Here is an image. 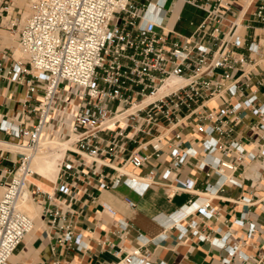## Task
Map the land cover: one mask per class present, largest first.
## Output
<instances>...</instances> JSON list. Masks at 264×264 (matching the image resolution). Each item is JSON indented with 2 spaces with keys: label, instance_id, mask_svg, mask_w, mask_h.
I'll return each instance as SVG.
<instances>
[{
  "label": "built area",
  "instance_id": "obj_1",
  "mask_svg": "<svg viewBox=\"0 0 264 264\" xmlns=\"http://www.w3.org/2000/svg\"><path fill=\"white\" fill-rule=\"evenodd\" d=\"M259 1L252 12V20L259 24L254 32L251 25L242 26L235 20L223 25L230 8L228 0H29L17 41L24 62H16L6 74L9 80L26 85L22 110L37 89L42 94L38 103L27 109L37 114L36 119L29 126L8 131L21 139L18 146L34 151L43 141L44 129L61 91L65 106L58 120L65 134L59 139L74 134L71 142L74 149L64 151L59 170L72 172L79 163L69 161L65 153L101 164L121 148L116 136L121 137L125 129L130 139L137 133L145 135L151 129H167L181 119L194 118V128L203 136L202 151L205 155H219L208 162L202 158L198 165L224 177L222 182L237 184L231 175L244 159L256 156L264 168V102L259 101L258 90L264 83L258 77L264 75V0ZM175 3L204 12L188 36L162 25V19ZM9 5L5 4L4 9ZM248 28L253 29L251 34L245 33ZM169 78H177L178 83L158 94ZM143 98L148 100L142 104ZM128 108L131 113L114 118ZM242 112L254 117L248 123L247 142L251 151L232 136L243 119ZM162 141L156 137L153 149L158 150ZM190 150L180 151L178 145L170 149L174 169L192 153ZM18 155L10 178L0 184V264H8L25 235L33 230V218L21 210V202L30 197L55 204V192L67 194L74 184L69 185L67 174L60 185L45 191L30 182L33 176L30 154L18 152ZM143 160L137 153L127 157L133 168H138ZM227 171L228 176L224 174ZM167 175L165 171L164 176ZM119 183L146 186L150 181L119 167L100 181L98 188ZM191 187L192 182L185 180L180 187L170 188L166 196L170 198L176 191ZM203 191L200 201L195 199L187 204L194 207L183 214V220L193 213L206 219L216 214L210 205L212 185L206 183ZM256 202L264 210V195L253 201L247 199L248 204ZM127 204L134 207L132 201L127 200ZM46 211L56 216L53 223H65V215L56 206ZM195 225L190 220L185 227H177L185 231ZM119 226L125 229L126 224L119 222ZM62 227L67 232L58 242L71 239L68 227ZM254 232L264 240V222L260 226L250 223L247 235ZM212 242H217V238ZM238 247L236 242L227 244V255L242 260L251 258L241 255ZM107 264H149V261L147 254L132 248L123 258Z\"/></svg>",
  "mask_w": 264,
  "mask_h": 264
},
{
  "label": "crops",
  "instance_id": "obj_2",
  "mask_svg": "<svg viewBox=\"0 0 264 264\" xmlns=\"http://www.w3.org/2000/svg\"><path fill=\"white\" fill-rule=\"evenodd\" d=\"M26 1L0 0V184L10 178L19 159L18 152H22L17 145L21 139L8 130L29 126L36 119L37 114L27 109L35 106L42 94V90L37 89L34 97L26 103L27 108L22 110L26 85L9 80L6 74L16 62H24L17 41L22 21L28 13ZM228 1L230 8L223 25L228 26L235 20L242 26L251 25L257 32L259 24L252 20V12L260 1ZM5 4H10L7 10L4 9ZM183 14H186L184 18ZM203 17V11L175 3L162 19V25L176 34L188 36ZM252 30L248 28L245 33L251 34ZM27 76L22 75L23 78ZM258 77L264 81L263 74H258ZM36 83L39 86L38 81ZM258 90L259 101L264 102V83ZM63 106L65 99L60 91L43 133V141L55 140L66 144L64 149L56 151L61 158L66 149H74L71 145L74 134L59 140L65 134V128L58 120ZM242 115L243 119L232 136L239 138L244 148L251 151L247 142L250 134L248 123L254 117L246 112ZM194 123V118L181 119L167 129H151L145 135L137 133L130 139V133L125 129L121 137L116 136L121 148L116 149L114 157L103 159L101 164L65 153L69 161L79 163L73 174L58 167L52 181L33 175L30 182L45 191L60 185L62 177L67 174L69 185L71 182L74 184L70 185L67 194L55 192V204L43 198H30L33 230L25 235L8 264H107L123 258L132 248L147 254L149 264H264V240L258 232L247 235L250 223L260 226L264 222L260 203H247L249 198L253 201L264 195V168L256 156L251 160L244 159L231 175L237 184L222 182L224 177L209 171L207 166L200 168L198 164L202 158L208 162L219 155H205L201 145L203 136L195 130ZM123 125L124 122L120 121V126ZM156 137L163 139L158 150L153 149ZM175 145L180 151L189 148L192 152L176 169L170 155V149ZM134 153L144 157L138 168H133L127 161V157ZM119 167L148 178L150 183L146 186L119 183L114 187L98 188V183L109 178ZM165 171H168L167 176H164ZM208 171L209 176L206 175ZM224 174L228 176L229 172ZM185 180L191 181L192 187L180 189L167 198L169 189L180 187ZM206 183L212 185L210 205L216 214L206 219L193 213L183 220V214L194 207L187 204L195 199L200 201ZM127 200L132 201L134 207H130ZM184 205L186 207L180 210ZM55 206L65 215V223L52 222L56 216L46 208L52 211ZM190 220L196 223L194 229L182 231L177 227H185ZM119 222L126 224L125 229L119 226ZM62 226L68 227L71 239L58 242L67 232ZM227 233L228 238L225 237ZM214 238H217L215 243L212 242ZM231 242L239 244L241 255H251V258L242 260L228 256L226 246Z\"/></svg>",
  "mask_w": 264,
  "mask_h": 264
},
{
  "label": "bare ground",
  "instance_id": "obj_3",
  "mask_svg": "<svg viewBox=\"0 0 264 264\" xmlns=\"http://www.w3.org/2000/svg\"><path fill=\"white\" fill-rule=\"evenodd\" d=\"M177 83H178L177 78H169L158 89L157 93L161 94L163 92H166L167 90H169L171 87H173ZM147 100L148 98H143L141 103L142 104L146 103ZM131 111L132 109L128 108L127 110H123L121 114H117L116 116H120L121 118L123 115H126L127 113H131ZM65 146L66 144L63 142H58L55 140H46V141H42L34 151L30 152L29 150L23 149L22 147L21 149H22V152L30 154L29 167L32 170L33 175L42 176L52 181L55 178L56 171L59 167V163H60L59 161L61 158V154H58L56 151L58 149H64ZM10 147H11V144H10ZM20 208L28 216L31 215L32 205H31L30 197H26L21 202Z\"/></svg>",
  "mask_w": 264,
  "mask_h": 264
},
{
  "label": "rangeland",
  "instance_id": "obj_4",
  "mask_svg": "<svg viewBox=\"0 0 264 264\" xmlns=\"http://www.w3.org/2000/svg\"><path fill=\"white\" fill-rule=\"evenodd\" d=\"M28 4L27 5H29V0H27L26 1ZM26 8H27V6H26ZM186 16V14H183V18ZM22 23H23V21H22ZM20 55H22L21 53H20ZM63 139H65V138H62V139H59V140H63ZM42 140H45V138H43ZM17 152V151H16ZM60 162V161H59Z\"/></svg>",
  "mask_w": 264,
  "mask_h": 264
}]
</instances>
